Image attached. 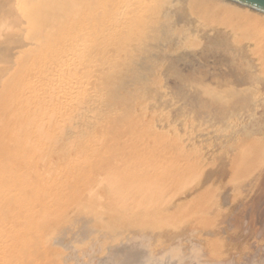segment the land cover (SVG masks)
<instances>
[{"label":"rangeland","instance_id":"374dc122","mask_svg":"<svg viewBox=\"0 0 264 264\" xmlns=\"http://www.w3.org/2000/svg\"><path fill=\"white\" fill-rule=\"evenodd\" d=\"M67 1L44 48L2 63L0 264L261 263L264 19L195 1L224 41L195 17L163 40L170 0Z\"/></svg>","mask_w":264,"mask_h":264},{"label":"bare ground","instance_id":"6f19581e","mask_svg":"<svg viewBox=\"0 0 264 264\" xmlns=\"http://www.w3.org/2000/svg\"><path fill=\"white\" fill-rule=\"evenodd\" d=\"M110 1V0H108ZM152 1V0H151ZM150 1V3H152ZM159 1V0H158ZM171 1V2H170ZM169 1V6L168 8L165 7L164 10V14H162V21L159 24L160 29H158V34L160 35L159 38L161 39H165L167 34H169L168 32L171 31V29H174L173 33H176V35H178V33H182V31H184L185 33L189 34L190 32L188 31V27L186 28V22L189 23V26H193L194 24H192L193 22H195V20H193L192 23L188 22V21H192V19H197V29L195 28H190L189 30H197L200 28H202V30H200L199 32L202 33V35H199L202 39H206L209 37H212V39H214V43L220 42L222 41L221 39H223V37L221 36V28L219 27H214L212 25V30L209 31H204L206 25L208 24V22H204L206 21L205 18L203 17V13L201 12L200 7H203L201 5H199V7H194V4L198 1H203L202 4L204 5H214V4H219V5H223L222 3H224V7L226 8H230L231 6L234 7V9L236 7L238 8L235 10L237 13H241L242 11L246 14H244L245 16L249 17L250 19L252 18L254 20V16H257L261 19H264V13H261L259 11H256L254 9H251L249 7H246L244 5L238 4L236 2H233L231 0H221L223 1L221 4L218 2V0H170ZM196 1V2H195ZM220 1V2H221ZM68 1L67 0H0V77H3L4 74H6L5 72V64L7 63V59H5V56H9L6 58H9V63L10 64H14V65H18L20 64L23 60H21L22 58H25L24 53L31 51L29 54L26 55L27 57H30L33 55V52L36 53L37 50H41V47L44 48L43 45L45 40H48L50 37V30L53 29V27L55 26V24L57 23L56 20H58L61 16L65 17V19H67L68 15L67 11H65V6L66 3ZM70 2V1H69ZM83 2V1H82ZM105 2H107L105 0ZM114 2V1H113ZM129 2V0L127 1V3ZM133 3V0L131 1ZM153 2H156L153 0ZM165 2V1H164ZM123 3V2H121ZM125 3V2H124ZM130 3V2H129ZM162 3V2H160ZM68 4V3H67ZM105 4V3H104ZM109 4V3H108ZM156 4V3H155ZM164 4V3H162ZM102 5V4H101ZM126 5V4H125ZM124 5V6H125ZM153 5V4H152ZM158 5V4H157ZM218 5V8H220ZM83 6V5H82ZM103 6V5H102ZM101 6V7H102ZM142 6V5H141ZM155 5H153L154 7ZM207 6V7H209ZM108 7V6H107ZM106 7V8H107ZM152 7V8H153ZM158 7V6H157ZM156 7V8H157ZM222 7V6H221ZM120 8V7H119ZM124 8V7H123ZM142 8V7H141ZM146 8V7H145ZM160 8V7H158ZM164 8V6H163ZM212 8V7H210ZM67 9V7H66ZM70 9V8H69ZM104 9V8H103ZM114 9V8H113ZM112 9V10H113ZM116 9V8H115ZM127 9V7H126ZM162 9V8H161ZM213 9H215L213 7ZM222 10H226L223 9V7L221 8ZM83 10V9H82ZM81 10V11H82ZM117 10V9H116ZM207 10V9H206ZM221 10V11H222ZM242 10V11H241ZM80 11V12H81ZM154 11V10H153ZM152 11V12H153ZM118 12V11H117ZM162 12V11H161ZM201 12V13H200ZM214 12V11H212ZM220 12V11H219ZM223 12V11H222ZM82 13V12H81ZM84 13V10H83ZM125 13V12H124ZM127 13V12H126ZM131 13V12H130ZM157 13V12H156ZM202 17H200V14ZM221 13V12H220ZM121 14V13H120ZM120 14L119 17L121 16ZM134 14V13H133ZM152 14V13H151ZM161 14V13H160ZM212 14V13H211ZM211 14H209L211 16ZM234 14V13H233ZM84 15V14H83ZM143 15V14H142ZM158 15V14H157ZM157 15H154L155 18ZM208 15V14H207ZM229 15V13H228ZM227 15V16H228ZM71 16V15H70ZM102 16V15H99ZM113 16V15H112ZM140 16V15H139ZM152 16V17H154ZM237 15H235L236 17ZM239 16V15H238ZM243 16V15H241ZM79 17V16H78ZM108 17V16H107ZM116 17V16H114ZM127 17V16H126ZM138 17V16H137ZM136 17V19H137ZM212 17V16H211ZM104 18V17H103ZM106 18V16H105ZM151 18V17H150ZM149 18V19H150ZM258 18V19H259ZM81 19V18H80ZM79 19V20H80ZM109 19V18H108ZM122 19V17H121ZM201 19H203V21H201ZM213 19V18H212ZM243 19V17H242ZM256 19V17H255ZM257 20L261 21L262 20ZM118 20V19H117ZM116 20V21H117ZM127 20V19H126ZM131 20V19H130ZM214 20V19H213ZM217 20V19H216ZM235 20V19H234ZM249 20V19H248ZM71 21V20H70ZM109 21V20H107ZM106 21V23H107ZM115 21V20H113ZM145 21V20H144ZM201 21V22H199ZM247 21V19H246ZM264 21V20H263ZM78 22V21H77ZM96 22V21H95ZM111 22V20L109 21ZM120 22V20H119ZM125 22V21H124ZM136 22V21H135ZM141 22V21H140ZM220 22V21H219ZM237 22V21H236ZM260 22V23H261ZM74 23V22H73ZM97 23V22H96ZM126 23V22H125ZM143 23V22H142ZM141 23V24H142ZM242 23V22H241ZM69 24V23H68ZM98 24V23H97ZM115 23H113L112 25H114ZM118 24V23H117ZM210 24V22H209ZM94 25V24H93ZM143 25V24H142ZM188 25V24H187ZM224 25V24H223ZM264 25V24H263ZM117 26V25H116ZM123 26V25H122ZM127 26V25H126ZM140 26V23H139ZM216 26V25H215ZM219 26V25H218ZM100 27V25H99ZM144 27V25H143ZM209 27V26H207ZM91 28V27H90ZM112 28V26H111ZM215 28L217 29V32H215ZM106 29V28H105ZM109 29V28H108ZM114 29V28H112ZM115 30V29H114ZM134 30V29H133ZM139 30V29H138ZM143 30V29H142ZM193 30V31H194ZM91 31V30H90ZM93 31V30H92ZM98 31V29L96 30ZM102 31V29H101ZM99 32V31H98ZM104 32V30H103ZM113 32V31H111ZM110 32V33H111ZM117 32V31H114ZM135 32V31H134ZM142 32V31H141ZM144 32V31H143ZM171 32V33H172ZM178 32V33H177ZM93 33V32H91ZM109 33V32H108ZM109 33V34H110ZM49 36H48V35ZM99 34V33H98ZM103 34V33H102ZM112 34V33H111ZM140 34V33H139ZM157 34V33H156ZM94 35V34H93ZM107 35V33H106ZM113 35V34H112ZM120 35V34H119ZM118 35V36H119ZM153 35V33H152ZM171 35V34H170ZM48 36V39H47ZM102 36V35H101ZM145 36V35H144ZM107 37V36H106ZM110 37V36H109ZM115 37V36H114ZM143 37V36H142ZM111 38V37H110ZM104 39V38H103ZM102 39V40H103ZM114 39V38H113ZM144 39V38H143ZM111 40V39H110ZM109 40V41H110ZM167 40V39H166ZM216 40V41H215ZM51 40H49L50 43ZM224 41V39H223ZM161 42V41H160ZM34 43V44H33ZM107 43V42H106ZM164 43V42H163ZM138 44V43H137ZM198 45V44H197ZM200 45H202L201 48H204V50H207V46L203 44V42L200 43ZM227 45V43H226ZM32 46V47H31ZM101 46V45H100ZM146 46V45H145ZM144 46V47H145ZM32 50H31V48ZM103 47V46H102ZM106 47V46H105ZM200 47V46H199ZM30 48V49H29ZM164 48H166V45H164ZM163 48V49H164ZM210 52L215 53L219 56V54L221 53L220 47L219 46H210ZM218 49V52H216V50ZM34 50V51H33ZM39 50V51H40ZM161 50V48H160ZM166 50V49H165ZM179 50H181V52L179 53L178 56V60L176 61L175 64V68L173 70L174 72V79H176V85L178 88L180 89H184L187 91L188 89V84L196 82V80L193 77L192 74V68L195 66L196 63H192L190 60L188 61V57L191 56L190 53L187 51H185L184 49H181L179 47ZM38 51V52H39ZM184 51V52H183ZM191 51V50H190ZM150 52V51H149ZM164 52V50H163ZM162 52V53H163ZM37 54V53H36ZM130 54V53H129ZM151 54V53H150ZM166 54V53H164ZM147 56V55H146ZM19 57V58H18ZM193 57V56H192ZM221 57H224L221 56ZM32 58V57H31ZM190 58V57H189ZM4 59V61H3ZM102 59V58H101ZM123 59V58H122ZM127 59V58H126ZM138 59V58H137ZM177 59V58H176ZM125 60V59H124ZM144 61V60H143ZM5 62L4 65H2V63ZM125 62V61H124ZM91 63V62H90ZM129 64V63H128ZM192 65V66H191ZM95 66V65H94ZM145 66V65H144ZM96 67V66H95ZM97 68V67H96ZM143 68V67H142ZM4 69V70H3ZM8 68H6L7 70ZM65 69V68H63ZM68 69V68H67ZM98 70V69H96ZM107 70V69H106ZM61 72V70H59ZM58 72V70H57ZM68 72V71H67ZM97 72V71H96ZM99 72V71H98ZM107 72V71H106ZM8 73V72H7ZM58 74V73H56ZM95 74V73H94ZM101 74V73H100ZM125 74V73H124ZM137 74V73H136ZM93 75V74H92ZM146 75V74H145ZM6 76V75H5ZM10 76V75H9ZM59 76V75H58ZM7 77V76H6ZM115 77V76H114ZM58 78V77H57ZM56 78V79H57ZM1 79V78H0ZM3 81L5 80V78H2ZM105 80V79H104ZM1 80V82H3ZM57 81V80H56ZM62 82V81H61ZM174 82V83H175ZM59 83V82H58ZM61 84V83H60ZM113 84V83H112ZM231 84V83H230ZM114 85V84H113ZM119 85V84H118ZM193 85V84H192ZM103 86V85H102ZM61 87V86H60ZM112 87V86H111ZM229 87V86H228ZM50 88V87H49ZM109 88V87H108ZM176 88V87H175ZM227 88V87H226ZM231 88V87H230ZM177 89V90H180ZM62 90V89H61ZM228 90V88L226 89ZM1 92V91H0ZM49 92V90H48ZM105 92V91H104ZM176 92V91H175ZM52 94V93H50ZM57 94V93H54ZM62 94V93H61ZM40 96V95H39ZM55 96V95H53ZM59 96V95H58ZM111 96V95H110ZM175 96V95H174ZM52 97V96H51ZM61 98V97H60ZM197 98V97H195ZM36 99V98H35ZM42 99V98H41ZM40 99V101H41ZM49 99V98H48ZM37 100V99H36ZM31 101V100H30ZM51 101V100H50ZM38 102V101H37ZM37 102H35L37 104ZM52 102V101H51ZM42 103V102H41ZM53 103V102H52ZM51 103V104H52ZM62 103V101H61ZM49 104V103H48ZM59 104V103H58ZM64 104V103H63ZM189 103L188 106H186V109H194L198 115L199 118H203L206 116L207 113H205L203 106H201V102H199L198 100H196L194 103ZM29 105V104H28ZM31 105V104H30ZM35 105V104H34ZM62 105V104H61ZM33 106V104L31 105ZM52 106V105H51ZM27 107V106H26ZM54 108V106H53ZM101 108V106H100ZM28 109V108H27ZM34 109V108H33ZM52 110V108H50ZM49 109V110H50ZM102 109V108H101ZM26 110V109H25ZM32 110V109H31ZM30 111V109H29ZM185 111V110H184ZM45 112V111H44ZM50 112V111H49ZM211 112V111H210ZM51 113V112H50ZM49 113V114H50ZM29 114V113H28ZM48 114V113H47ZM52 114V113H51ZM50 114V115H51ZM110 114V113H109ZM210 115V113H208ZM207 114V115H208ZM111 115V114H110ZM32 117V116H31ZM49 117V115H48ZM49 121V120H48ZM53 123V121H52ZM51 124V123H50ZM49 125V124H48ZM49 127V126H48ZM50 128V127H49ZM49 134V133H48ZM44 156V155H43ZM248 158V157H247ZM46 162V161H45ZM47 166V165H46ZM51 169V168H50ZM54 173V172H53ZM50 182V181H49ZM51 183V182H50ZM57 183V182H56ZM49 184V183H48ZM51 185V184H50ZM53 191V190H52ZM230 192V191H229ZM56 200V199H55ZM60 200V199H59ZM60 204V202H59ZM96 216V215H95ZM91 219V218H90ZM252 219H254L253 217L251 218L250 222H252ZM263 219V218H262ZM29 222V221H28ZM263 223V222H262ZM83 225V224H82ZM84 226V225H83ZM28 227V225H27ZM258 233V232H257ZM48 247V246H47ZM46 249V248H45ZM138 249V248H137ZM139 250V249H138ZM142 253V252H141ZM264 253V252H263ZM130 254V253H129ZM140 254V253H139ZM24 256V255H23ZM130 256V255H129ZM137 257V256H136ZM142 258V257H141ZM148 258V257H146ZM145 258V259H146ZM260 259V258H259ZM258 259V260H259ZM9 260V259H8ZM141 260V259H140ZM152 260V259H151ZM168 260V259H167ZM135 261V260H134ZM170 261V260H169ZM179 261V260H178ZM3 262V261H2ZM154 262V261H153ZM152 262V263H153ZM168 262V261H167ZM183 262V261H182ZM257 262V261H256ZM5 263V262H4ZM22 263V262H20ZM158 263V262H157ZM178 263V262H177ZM225 263V262H224ZM231 263V262H230ZM258 263V262H257ZM141 264V263H140ZM149 264V263H148ZM258 264H264V255L262 256L261 259V263L259 262Z\"/></svg>","mask_w":264,"mask_h":264},{"label":"water","instance_id":"95a60500","mask_svg":"<svg viewBox=\"0 0 264 264\" xmlns=\"http://www.w3.org/2000/svg\"><path fill=\"white\" fill-rule=\"evenodd\" d=\"M261 13H264V0H231Z\"/></svg>","mask_w":264,"mask_h":264}]
</instances>
